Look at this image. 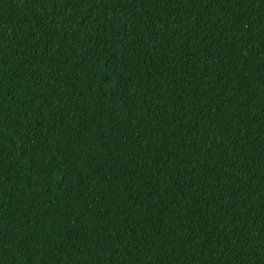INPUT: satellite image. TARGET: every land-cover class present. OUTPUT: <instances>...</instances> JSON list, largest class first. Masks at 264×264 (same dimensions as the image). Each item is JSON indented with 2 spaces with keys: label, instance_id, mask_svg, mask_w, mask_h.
I'll return each instance as SVG.
<instances>
[{
  "label": "trees",
  "instance_id": "obj_1",
  "mask_svg": "<svg viewBox=\"0 0 264 264\" xmlns=\"http://www.w3.org/2000/svg\"><path fill=\"white\" fill-rule=\"evenodd\" d=\"M0 264H264V0H0Z\"/></svg>",
  "mask_w": 264,
  "mask_h": 264
}]
</instances>
